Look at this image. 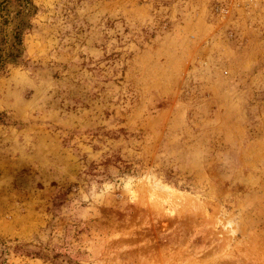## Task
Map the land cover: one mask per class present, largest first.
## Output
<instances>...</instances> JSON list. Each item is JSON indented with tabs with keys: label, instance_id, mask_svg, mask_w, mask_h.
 <instances>
[{
	"label": "rangeland",
	"instance_id": "1",
	"mask_svg": "<svg viewBox=\"0 0 264 264\" xmlns=\"http://www.w3.org/2000/svg\"><path fill=\"white\" fill-rule=\"evenodd\" d=\"M0 264H264V0H0Z\"/></svg>",
	"mask_w": 264,
	"mask_h": 264
}]
</instances>
